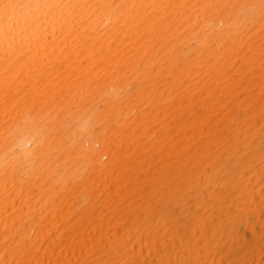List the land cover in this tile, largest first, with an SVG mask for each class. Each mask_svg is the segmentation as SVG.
<instances>
[{"label": "bare ground", "instance_id": "bare-ground-1", "mask_svg": "<svg viewBox=\"0 0 264 264\" xmlns=\"http://www.w3.org/2000/svg\"><path fill=\"white\" fill-rule=\"evenodd\" d=\"M0 264H264V0H0Z\"/></svg>", "mask_w": 264, "mask_h": 264}, {"label": "rangeland", "instance_id": "rangeland-1", "mask_svg": "<svg viewBox=\"0 0 264 264\" xmlns=\"http://www.w3.org/2000/svg\"><path fill=\"white\" fill-rule=\"evenodd\" d=\"M250 233L252 234V232L250 231Z\"/></svg>", "mask_w": 264, "mask_h": 264}]
</instances>
